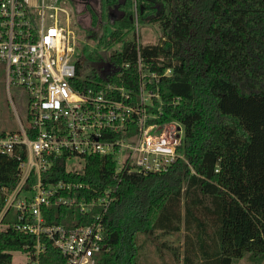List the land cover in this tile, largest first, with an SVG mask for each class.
<instances>
[{
    "label": "trees",
    "instance_id": "16d2710c",
    "mask_svg": "<svg viewBox=\"0 0 264 264\" xmlns=\"http://www.w3.org/2000/svg\"><path fill=\"white\" fill-rule=\"evenodd\" d=\"M78 1L88 0L70 3ZM146 1L151 21L161 26L160 43L142 46L135 32L125 38L131 17L116 20L120 25L108 31L98 20L102 12L90 10L88 38L97 48L83 50L78 66L86 70L85 57L92 66L87 76L102 81L101 63H129L123 78H112L137 91L140 56L144 69L158 76L165 115L185 128L180 151L187 162L178 159L166 172H133L119 180L110 157H88L82 174L69 171L63 157L47 178L84 184L64 193L79 200L114 190L102 219L107 250L96 264H136L139 234L172 235L182 226L183 264H234L246 257L264 264V0ZM119 43L122 51L114 50ZM82 84L93 87L95 81ZM17 174V159L0 154V212L7 199L3 188L13 191ZM100 214L98 207L88 214L76 206L44 209L46 224L66 228L89 224ZM17 222L9 210L3 224ZM41 242L42 263H66L50 240ZM36 245L32 234L0 229V264H14V252L32 255ZM173 255L177 260V250Z\"/></svg>",
    "mask_w": 264,
    "mask_h": 264
},
{
    "label": "built area",
    "instance_id": "2783aa9c",
    "mask_svg": "<svg viewBox=\"0 0 264 264\" xmlns=\"http://www.w3.org/2000/svg\"><path fill=\"white\" fill-rule=\"evenodd\" d=\"M75 22L70 0H0V64L6 85L9 93L18 86L29 97L28 123L17 114L18 130L0 132V154L17 159L19 178L13 191L3 188L7 199L0 229L13 226L36 237L29 264H44L43 237L65 257V264H96L107 250L102 219L114 190L106 189L93 200L64 196L85 185L50 181L57 159L65 157L67 169L82 174L88 157H110L119 180L133 172H166L178 159L187 162L180 151L185 128L165 115L155 87L157 74L145 70L139 56L137 91L112 78H123L129 63L106 62L110 67L100 68L104 80L90 79L78 66ZM118 45L114 50L122 51ZM170 73L168 69L165 75ZM85 80L95 86H83ZM52 205L76 206L82 214L98 207L102 214L75 228L48 225L44 209ZM9 210L17 215L16 224H3Z\"/></svg>",
    "mask_w": 264,
    "mask_h": 264
},
{
    "label": "rangeland",
    "instance_id": "374dc122",
    "mask_svg": "<svg viewBox=\"0 0 264 264\" xmlns=\"http://www.w3.org/2000/svg\"><path fill=\"white\" fill-rule=\"evenodd\" d=\"M146 0H88L86 3L78 1L72 7L75 14V25L78 37V51L94 50L97 43L88 38L87 28L93 26L94 17L90 10L102 12L98 20H103L107 30H113L114 26L120 25L116 20L131 17L132 28L126 32L125 38L139 37L138 43L142 46L160 43L162 29L158 23L151 21V11L147 9ZM158 2L154 8H160ZM142 11V13H141ZM130 14V15H129ZM142 14V16H141ZM114 23H116L114 25ZM113 24V25H112ZM135 32V35H134ZM119 46L116 45L115 48ZM110 50V49H109ZM81 63L85 73H91V63L81 56ZM5 68L0 64V132H14L18 130V116L23 123H28L29 97L18 86H12L10 93L6 85ZM82 170V166H74ZM184 228L177 234L137 236V261L136 264H183ZM177 250L178 259L175 260L173 252ZM14 264H29L30 257L22 252L13 253ZM234 264H260L253 262L248 257Z\"/></svg>",
    "mask_w": 264,
    "mask_h": 264
},
{
    "label": "water",
    "instance_id": "95a60500",
    "mask_svg": "<svg viewBox=\"0 0 264 264\" xmlns=\"http://www.w3.org/2000/svg\"><path fill=\"white\" fill-rule=\"evenodd\" d=\"M104 66H105V68H109L110 64L109 63H105Z\"/></svg>",
    "mask_w": 264,
    "mask_h": 264
},
{
    "label": "flooded vegetation",
    "instance_id": "af4514ba",
    "mask_svg": "<svg viewBox=\"0 0 264 264\" xmlns=\"http://www.w3.org/2000/svg\"><path fill=\"white\" fill-rule=\"evenodd\" d=\"M103 66H104V63H101L99 67L102 69V68H103Z\"/></svg>",
    "mask_w": 264,
    "mask_h": 264
}]
</instances>
